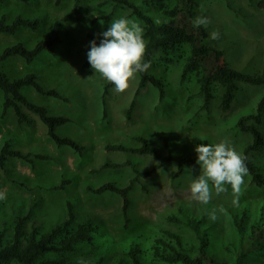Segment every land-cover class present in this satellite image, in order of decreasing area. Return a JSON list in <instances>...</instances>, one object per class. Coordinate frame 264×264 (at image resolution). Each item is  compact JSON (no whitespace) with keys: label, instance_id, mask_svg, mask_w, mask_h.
I'll return each mask as SVG.
<instances>
[{"label":"rangeland","instance_id":"obj_1","mask_svg":"<svg viewBox=\"0 0 264 264\" xmlns=\"http://www.w3.org/2000/svg\"><path fill=\"white\" fill-rule=\"evenodd\" d=\"M134 1L151 15H159V8L146 6L143 0ZM100 2L102 0H82L81 21H75L73 17L74 0H62L59 6L51 0H32L30 3L6 0L0 4V18L6 15L11 20L18 14H25L39 17L42 22L38 31L22 29L14 36L0 35V51L19 41L33 46L49 33L55 20L63 23L64 42L54 55L43 54L32 65L15 57L3 63V67L10 77L33 72L46 87L57 88L65 100L42 96L32 88L24 91L34 102L47 106L53 115L71 118V122L60 127L58 133L77 139L85 148V154L80 156L69 147L56 146L36 115L30 114L33 120L30 125L18 123L12 110L4 119L0 117V149L5 141H10L15 150L33 156H48L46 160L36 159L34 166L17 158L0 165V191L6 194V199L0 200V230H5L10 238L18 217L28 216L25 221L27 231L36 226L41 232H47L67 218V202L70 201L74 206V225L89 223L95 236L92 244H82L70 254L73 264H76L77 257L94 264L102 255L106 257V264H114L117 255L123 250L128 251L133 242H140L149 249L152 241L162 234V229L177 232L186 243H198L197 234L191 228L167 221L168 215L180 214L179 209H183L194 212L200 219V231L206 232L208 251L216 259L231 258L228 245L237 251L235 244L242 239L244 250L239 257L240 264H264V229L260 220L264 188L255 186L248 174L239 194L238 206L232 203L230 185L226 193L217 196L213 192L211 202L204 205L191 199L188 174L185 172L172 179L177 163H166L154 176L141 178L135 185L131 192L132 222L127 229L121 198L112 193L97 195L88 190V187L98 188L108 182H116L120 187L129 184L134 176L129 166L90 173L108 160L118 164L132 160L145 170L152 168L155 164L153 157L128 156L104 149L107 144L131 145L136 135L149 138L164 151L161 137L165 136L176 155L196 153L193 136L214 143L227 140L241 153L251 136L239 132L236 123L241 115L256 108L264 94V85L242 84L230 109L224 110L220 100L222 88L215 85L216 99L211 110L200 111L202 97L190 99L198 90L195 78L182 81L184 59L170 61L157 55L151 71L166 83V97L162 99L159 91L148 85L136 97V107L128 120L127 112L137 90V76L123 93H115L113 87L104 98L107 80L92 67L84 66L88 52L82 53L80 49L87 44L88 32L103 37L100 34L116 18L127 17L137 23L138 20L131 17L130 10L118 7L110 22L100 21L91 26L89 23L97 14L114 10L111 4L98 7ZM196 2V16H207L211 21L207 26L209 33L219 31L220 39L216 43L223 48L225 59L243 71H260L264 64V0ZM2 103L0 93V116ZM260 128L264 133V122ZM253 160L264 168V147L253 155ZM186 168L193 169L194 178L200 174V165L196 162ZM64 180L70 181L65 189H51ZM220 206L224 212L217 211V220L210 221L207 213ZM245 211L250 217L244 215ZM235 214L240 226L235 223ZM252 219L262 230L254 236L250 235ZM144 260V264H163L153 261L152 254H144Z\"/></svg>","mask_w":264,"mask_h":264},{"label":"trees","instance_id":"obj_2","mask_svg":"<svg viewBox=\"0 0 264 264\" xmlns=\"http://www.w3.org/2000/svg\"><path fill=\"white\" fill-rule=\"evenodd\" d=\"M6 0H0V4ZM23 3H30L32 0H18ZM59 6L62 0H51ZM82 0H74L73 17L75 21H81L80 4ZM146 6H153L160 9L158 16H153L144 11L134 0H102L98 7L111 4L114 10L111 13H99L92 18L90 25L93 26L100 21L110 22L114 17L118 7H123L131 11V17L138 20V24L143 28V37L146 42L145 61H151V67L147 72L137 73V90L128 112L127 119H131L132 112L136 107V97L148 85L159 91L160 97H166V83L158 75L151 71L154 59L157 55L164 60H182V81L189 77H194L197 84V92L190 97L200 96L203 99L200 111H210L215 97V85L222 88L220 96L224 110H229L235 100V93L240 85H264V64L260 71L248 72L233 66L224 57L223 48L216 43V40L209 38L208 28L201 26L196 28L192 20L196 17V0H143ZM264 5V2H263ZM42 22L39 17L18 14L13 19L8 20L6 15L0 18V35H16L22 29L38 31ZM63 23L55 20L52 23L49 33L38 40L33 46H28L23 41L8 45L0 51V93L3 95L1 108V118L4 119L9 111H13L20 124H32L30 114L39 117L47 128L49 138L58 147H69L80 156L85 154L84 146L75 138L69 135H60L58 129L71 122V118L65 115H53L49 108L31 100L25 93V88H32L38 94L65 100L63 94L55 87H46L40 82L36 73H28L16 77H10L3 67V63L11 58L19 57L27 65H32L38 57L43 54L54 55L56 49L64 42ZM87 44L80 49L86 53L90 50V42L95 40L97 44L103 37H97L92 32L86 35ZM91 68L89 61L84 64ZM114 85L106 81L104 84V98L109 95ZM106 103V101H105ZM104 103V104H105ZM264 122V94L257 102L256 108L249 113L239 117L236 128L243 134L251 136L242 150L246 156L248 175L252 183L264 188V168H261L253 160V155L264 147V133L260 126ZM134 143L107 144L104 149L107 152H114L128 156H150L155 159V164L150 169H143L132 160H127L121 164L108 160L99 168L91 170L90 173H100L109 167L117 168L129 166L134 176L129 184L120 187L116 182H108L98 188L88 187V190L97 195L112 193L118 195L122 200V215L125 229L129 228L131 219L132 200L131 192L141 178L154 176L166 163H177V171L172 175V179L184 175L186 165L196 162L198 155L194 154H174L172 145L165 137H161L164 150L159 149L151 140L143 135L133 137ZM193 143L197 146L203 144H215L206 139L192 137ZM12 158L24 160L31 165H35L36 159L46 160L47 155L33 156L20 150L12 148L10 141H5L0 149V165L3 166ZM2 180L0 176V181ZM69 180H64L61 185L51 187V189H65ZM68 216L61 223L54 226L47 232H41L36 226L29 232L25 229V221L28 216L18 217L15 223L14 232L10 238L5 230H0V264H73L70 254L75 252L82 244H92L95 240L92 226L83 222L78 226L74 225L75 212L73 204L67 202ZM180 214L172 213L167 216V221L174 225H182L191 228L197 235L198 243H186L180 234L168 229H162L159 236L150 244L144 247L140 242H133L130 249L123 250L117 255L114 264H144V254H152V260L163 264H240L239 257L243 254L244 245L241 239L235 244L234 250L228 245L227 250L231 258L223 260L216 259L208 251L209 238L206 232L200 231L201 221L194 212L179 209ZM246 217H250L248 211L244 212ZM237 226H240L238 215H234ZM262 228L264 229V205L260 214ZM262 232L255 220L252 219V229L250 235ZM251 236V237H252ZM234 245V242L232 243ZM94 264H106V257L100 258Z\"/></svg>","mask_w":264,"mask_h":264},{"label":"clouds","instance_id":"obj_3","mask_svg":"<svg viewBox=\"0 0 264 264\" xmlns=\"http://www.w3.org/2000/svg\"><path fill=\"white\" fill-rule=\"evenodd\" d=\"M210 23V19L203 15H198L192 20L196 28L207 27ZM143 31L136 21L120 17L112 20L108 29L100 34L103 39L99 44L95 40L90 42L88 61L95 73L101 74L114 85L115 93H123L137 73L147 72L151 67V61L144 59L147 45ZM209 38L220 39L219 31H211ZM195 151L198 155L196 163L200 165V174L194 178L193 169L184 170L191 178V199L207 205L212 200L213 192L217 196L226 193L227 186L230 185L232 203L238 206L239 194L248 174L246 156L238 152L227 140L215 144L201 143L196 146ZM3 199H6V194L0 191V200ZM217 211L223 213V206L218 209L213 208L207 213L210 221L217 220ZM76 264H89V262L83 257H77Z\"/></svg>","mask_w":264,"mask_h":264}]
</instances>
